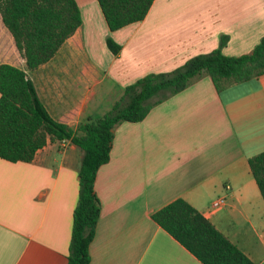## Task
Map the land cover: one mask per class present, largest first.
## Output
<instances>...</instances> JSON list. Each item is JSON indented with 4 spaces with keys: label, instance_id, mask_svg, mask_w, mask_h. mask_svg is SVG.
Masks as SVG:
<instances>
[{
    "label": "crops",
    "instance_id": "0c3cea01",
    "mask_svg": "<svg viewBox=\"0 0 264 264\" xmlns=\"http://www.w3.org/2000/svg\"><path fill=\"white\" fill-rule=\"evenodd\" d=\"M74 1L80 24L31 70L0 17V64L23 70L48 115L71 128L106 113L147 73L213 49L245 54L264 35V0H152L141 20L114 30L97 0ZM262 150L264 73L219 91L204 74L142 120L118 123L94 178L89 264H202L150 218L175 198L264 264V202L247 162ZM80 156L68 140L47 139L29 162L0 158V264L66 263ZM220 195L225 205L211 210Z\"/></svg>",
    "mask_w": 264,
    "mask_h": 264
},
{
    "label": "trees",
    "instance_id": "16d2710c",
    "mask_svg": "<svg viewBox=\"0 0 264 264\" xmlns=\"http://www.w3.org/2000/svg\"><path fill=\"white\" fill-rule=\"evenodd\" d=\"M109 30L141 20L152 0H97ZM0 17L14 45L31 70L50 59L80 24L74 0H0ZM109 52L120 46L105 38ZM264 73V35L253 48L238 56L219 49L197 54L168 72L147 73L126 85L110 109L86 118L75 128L52 119L39 101L23 70L0 64V158L29 162L49 141H66L81 151L77 170V201L71 214L65 264H89L91 241L100 211L93 183L98 167L108 160L112 129L122 121L137 122L152 105L174 94L202 75L217 91ZM264 202V150L247 159ZM150 218L202 264H253L195 208L175 198L155 210Z\"/></svg>",
    "mask_w": 264,
    "mask_h": 264
},
{
    "label": "built area",
    "instance_id": "2783aa9c",
    "mask_svg": "<svg viewBox=\"0 0 264 264\" xmlns=\"http://www.w3.org/2000/svg\"><path fill=\"white\" fill-rule=\"evenodd\" d=\"M225 202H226L225 196L220 195L211 200L209 207L211 210H218L225 205Z\"/></svg>",
    "mask_w": 264,
    "mask_h": 264
}]
</instances>
